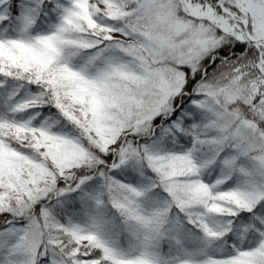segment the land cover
<instances>
[{"label":"snow or ice","instance_id":"6c2138e0","mask_svg":"<svg viewBox=\"0 0 264 264\" xmlns=\"http://www.w3.org/2000/svg\"><path fill=\"white\" fill-rule=\"evenodd\" d=\"M0 264H264V0H0Z\"/></svg>","mask_w":264,"mask_h":264}]
</instances>
